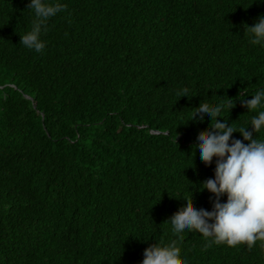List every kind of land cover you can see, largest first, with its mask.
<instances>
[{"label": "trees", "instance_id": "trees-1", "mask_svg": "<svg viewBox=\"0 0 264 264\" xmlns=\"http://www.w3.org/2000/svg\"><path fill=\"white\" fill-rule=\"evenodd\" d=\"M56 2L67 10L36 53L19 43L29 0H0V264H141L176 239L169 219L185 200L212 209L199 187L215 158L206 167L194 145L214 121L188 120L231 99L221 117L250 122L238 99L264 87V48L245 25L264 2ZM178 247L187 264H264V240L229 247L192 232Z\"/></svg>", "mask_w": 264, "mask_h": 264}, {"label": "clouds", "instance_id": "clouds-1", "mask_svg": "<svg viewBox=\"0 0 264 264\" xmlns=\"http://www.w3.org/2000/svg\"><path fill=\"white\" fill-rule=\"evenodd\" d=\"M27 9L33 12L34 19L31 29L20 35L19 43L42 53L46 48L42 37L48 31V21L66 11L67 6L56 0H29ZM245 26L249 42L264 48V15L252 26ZM244 94L238 100L254 115L247 125L239 128L231 126L220 115L235 107V101L231 99L213 106L201 102L194 108L188 121L203 123L205 118L214 121L197 137L194 145L195 154L198 153L206 167L215 158L214 178L206 179L199 187L200 191L207 190L214 197L212 209H197L191 204L192 197L184 199L183 208L169 219L176 239L166 245L151 244L144 250L141 264H187V260H180L178 247V241L185 233L197 232L210 243L229 247L247 245L251 248L257 241L264 240V139L258 138V134L264 132V87L257 89L251 99H245L247 94ZM176 95L188 97V89H179ZM237 132L242 140L233 138V133ZM224 196L227 199L222 203Z\"/></svg>", "mask_w": 264, "mask_h": 264}]
</instances>
